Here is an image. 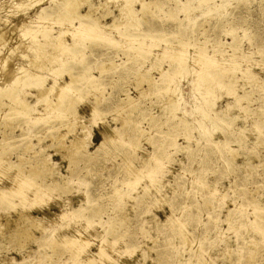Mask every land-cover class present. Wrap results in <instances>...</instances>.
<instances>
[{"label":"rangeland","instance_id":"obj_1","mask_svg":"<svg viewBox=\"0 0 264 264\" xmlns=\"http://www.w3.org/2000/svg\"><path fill=\"white\" fill-rule=\"evenodd\" d=\"M3 1L0 264H264V0Z\"/></svg>","mask_w":264,"mask_h":264},{"label":"bare ground","instance_id":"obj_2","mask_svg":"<svg viewBox=\"0 0 264 264\" xmlns=\"http://www.w3.org/2000/svg\"><path fill=\"white\" fill-rule=\"evenodd\" d=\"M4 1H5V0H4ZM4 1H3V2H4ZM7 1H8V0H7ZM9 1H10V0H9ZM26 1H29V0H15L14 2H16L17 4L19 3L18 5H21V6H22ZM40 1H42V0H34V1L32 0V1H30L29 3H34V4H36V3H39ZM52 1H53V0H52ZM54 1H55V3H57L56 0H54ZM70 1H71V0H70ZM70 1H69L68 4H70ZM11 2H12V1H11ZM61 2H62V1H61ZM63 2H68V1H67V0H64ZM29 3H26V4L28 5ZM59 3H60V2H59ZM74 3H75V2H74ZM8 4H9V3H8ZM12 4H13V3H12ZM17 4H16V5H17ZM34 4H33V5H34ZM63 4H64L63 7L67 6V3H63ZM71 4H72V2H71ZM3 5H5V4H3ZM27 5H26V7L29 6V5H28V6H27ZM122 5H123V4H122ZM60 6H62V5H60ZM123 6H124V5H123ZM129 6H131V4H130ZM12 7H13V5H12ZM23 7H25V6L23 5ZM70 7H71V6H70ZM127 7H128V6H127ZM120 8H121V7H120ZM125 8H126V7H125ZM125 8H123V9L121 10V13H120L121 16H120V17L124 16V14L122 15V13H125V12H122V11H123V10H126ZM130 8H131V7H130ZM10 9H11V7H10ZM10 9H9V10H10ZM19 9H20V8H19ZM19 9H18V10H19ZM6 10H7V9H6ZM9 10H8V11H9ZM14 10H15V9H14ZM43 10H44V9H43ZM12 11H13V9H12ZM16 11H17V9H16ZM19 11H20V10H19ZM131 11H132V10H131ZM2 12H3V11H2ZM13 12H14V11H13ZM20 12H21V11H20ZM89 12H90V11H88L86 14L89 15ZM119 12H120V11H119ZM4 13H6V12H4ZM8 13H9V12H8ZM14 13H15V12H14ZM6 14H7V13H6ZM10 14H11V13H9V15H10ZM16 14H19V12H17ZM16 14H15V15H16ZM126 14H127V13H126ZM9 15H8V16H9ZM12 16H13V15H12ZM127 16H128V15H127ZM9 17H11V16H9ZM74 17L77 18V17H80V16H79L78 14H75ZM124 17H126V16H124ZM124 17H123V19L121 18V19H122V22H123V20H124ZM3 18H6V17L4 16ZM11 18H12V17H11ZM7 19H8V17H7ZM40 20H41V19H40ZM1 21H3V20L1 19ZM9 21H10V20H9ZM5 22H6V21H5ZM1 23H2V22H1ZM1 23H0V44H2V43L4 42V40H5V38H6V34H7V32H8L7 28L4 29V27L7 25V22H6V25L3 24L4 27L1 25ZM3 23H4V21H3ZM26 24H27V23H26ZM45 24H46V23H45ZM10 25H11V24H10ZM22 25H23V24H22ZM48 25H49V24H48ZM81 25H82V24H81ZM11 26H12V25H11ZM44 26H45V25H44ZM2 27H3V28H2ZM6 27H8V26H6ZM45 27H46V26H45ZM83 27H85V28L81 29L80 26L77 27V32H76V34H77V33H81L82 31H84V32H86V33H88V34H89V33L92 34V33H95V32L98 31V30L96 31V26H94V25H90V26H87V25H86V26H83ZM9 28H11V27H9ZM64 33H65V32H63L62 34H64ZM68 33H69V32H68ZM98 33H99V32H98ZM24 34H25V33H24ZM62 34L60 33L59 35H62ZM73 34H75V33H73ZM65 35H66V34H65ZM79 35H80V34H79ZM101 35H102V34H101ZM103 36H104V35H103ZM58 37H59V36H58ZM80 37H81V36H80ZM61 38H62V37H61ZM81 38H82V37H81ZM7 39H8V37H7ZM7 39H6V40H7ZM56 39H57V38H56ZM61 40H62V39H61ZM61 40H60V37H59V43H60V44L57 43V44H58L57 46H58V48H60L61 52H62V50L65 51V52H66V51H71V52H72L74 46H72V44H69V43H67V42L65 43V42H63V41H61ZM6 42H8V41H6ZM13 43H14V42H13ZM17 44H18V43H17ZM53 45H54V44H53ZM12 46H13V45H12ZM20 46H21V45H20ZM22 46H23V45H22ZM61 47H62V48H61ZM8 48H9V47H8ZM8 48H7V49H8ZM10 48H11V47H10ZM54 48H55V47H54ZM11 49H13V47H12ZM20 49H21V48H20ZM8 50H10V49H8ZM19 51H20V50H19ZM55 51H56V50H55ZM57 51H58V50H57ZM3 53H4V52H3ZM47 53H48V52H47ZM49 54H50V52H49ZM52 54H53V53H52ZM5 55H6V53H5ZM8 55H9V53H8ZM50 55H51V54H50ZM56 55H57V57L61 56V55L58 56V53H57ZM9 56H10V55H9ZM51 56H52V55H51ZM6 57H7V55H6ZM40 57H41V56H40ZM49 57H50V56H49ZM0 58H1V57H0ZM50 58H52L51 61H53V60L55 59V57H54V59H53V57H50ZM3 59H5V58H2V60H3ZM7 59H8V58H7ZM8 60H9V59H8ZM8 60H7V61H8ZM37 61H38V60H37ZM51 61H50V62H51ZM2 62H3V61H2ZM7 63H8V62H6V63L4 62V64H7ZM9 64L11 65V63H9ZM42 64H43V62H42ZM1 65H2V63H1ZM201 65H202V64H201ZM2 66H3V65H2ZM5 66H6V65H5ZM42 67H43V66H42ZM198 67H200V66H198ZM5 69H6V67H5ZM11 69H12V67H11ZM201 69H202V68H201ZM28 70H29V69H28ZM9 71H10V70H9ZM11 71H12V70H11ZM200 71H201V70H200ZM0 72L2 73V71H0ZM4 72H5V71H4ZM12 73H13V72H12ZM12 73H11V74H12ZM30 73H31V72H30ZM199 73H200V72H199ZM201 73H202V71H201ZM201 73H200V74H201ZM4 75H6V74H4ZM7 75H8V73H7ZM7 75H6V77H7ZM198 75H199V74H198ZM200 76H202V75H200ZM10 79H11V78H10ZM5 81H6V80H5ZM14 82H16V81H14ZM14 82H13V80H12L11 83H14ZM73 84H74V77L71 76V78H70V80H69V83H67V84H61V85H60V90L54 94V97H55V96L57 97V99H55V100H56L57 102L60 101V100H62V96H63L64 92H66V91H68L69 89H71ZM54 87H55V84H54V86H52V87H50V88H47V89L45 88V89L43 90V92L40 90L42 93L39 91V92H40L39 98H40V99L45 98L46 95H48L47 92H49V91L53 92V91H54ZM0 91H1V90H0ZM9 94H10V93H9ZM50 101H51V100H50ZM47 102H48V101H47ZM60 102H61V101H60ZM16 104H17V103H16ZM19 104H22V108H21V110L23 109V112H25V109H26V107H27L26 104H25V102L21 101V102H19ZM46 105H48V103H47ZM19 106H20V105H19ZM56 106H57V104H56ZM56 106H55V102H54V105L52 104V106H51V107L49 106V107H50V109L52 110V109H54ZM19 108H20V107H19ZM24 108H25V109H24ZM48 109H49V108H48ZM55 109H57V108H55ZM12 110H13V109H12ZM16 110H17V109H16ZM93 110H94V109H93ZM19 111H20V110H19ZM26 111H27V109H26ZM16 113H17V112H16ZM24 114H25V113H24ZM114 137H115V136H114L113 133H110V134L107 135V136L104 135V139L109 138V139L112 140ZM74 138H75V137H74ZM74 138H73V139H74ZM83 141H84L83 138H77V139L75 138V139H74V142H72V143H73V145H74L77 149H80V147H81L82 144H83V143H82ZM70 142H71V141H70ZM70 144H71V143H70ZM62 145H64V144H62ZM64 147H65V146H64ZM64 147H63V149H65ZM72 149H73V147H72ZM70 150H71V149H70ZM73 151H74V149H73ZM75 151H76V150H75ZM71 153H72V152H71ZM16 174H17V173H16ZM20 176H21V175H20ZM14 177H15V176H14ZM21 178H22V176H21ZM12 179H13V177H12ZM14 181H15V180H14ZM19 183H20V182H19ZM25 183H26V182H25ZM8 185H9V184H8ZM11 185H12V183H11ZM14 185H15V184H14ZM14 185H13V186H14ZM25 185H26V184H25ZM27 188H28V187H27ZM14 190H15V189H14ZM18 190H19V189H18ZM16 191H17V189H16ZM16 191H15V192H16ZM41 191H43V190H41ZM12 192H13V191H12ZM22 192H23V190H22ZM8 193H10V192H8ZM22 194H23V193H22ZM12 195H13V194H12ZM17 196H19V195H17ZM29 197H30V196H29ZM21 198H22V197H21ZM63 216H64V215H63ZM70 217H72V216H70ZM35 219H37V218H35ZM33 220H34V219H33ZM33 220H32V221H33ZM36 221H37V220H36ZM78 234H79V233H78ZM85 234H86V233H85ZM85 234H84V235H85ZM80 235H81V233H80ZM70 236H71V235H70ZM72 236H73V234H72ZM76 236H77V235H76ZM81 236H82V235H81ZM81 236H80V237H81ZM86 236H87V235H86ZM68 237H69V236H68ZM71 238H72V237H71ZM77 238H79V236H78ZM89 238H90V237H89ZM65 239H67V238H65ZM79 239H80V238H79ZM79 239H77V240L80 241V242H82V240H81V239L79 240ZM86 239H87V238H86ZM63 240H64V239H63ZM68 240H69V239H68ZM68 240H67V242H68ZM73 240H75L74 237H73ZM69 241H70V240H69ZM71 241H72V240H71ZM78 241H76V245H77V242H78ZM72 242H74V241H72ZM80 242H78V243H80ZM83 242H84V241H83ZM65 243H66V241H65ZM84 244H85V243H84ZM67 246H68V245H67ZM76 248H77V247H76ZM82 248H83V247H82ZM84 248H85V247H84ZM106 248H107V247H106ZM78 249H79V248H78ZM105 251H106V250H105ZM101 253H102V252H101ZM113 253H114V252H113ZM109 261H110V260H109ZM101 263H102V262H101ZM105 263H106V262H105ZM102 264H103V263H102Z\"/></svg>","mask_w":264,"mask_h":264}]
</instances>
